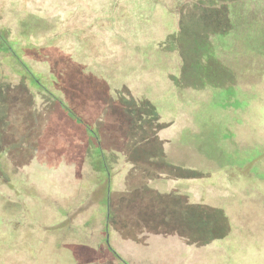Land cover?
I'll use <instances>...</instances> for the list:
<instances>
[{
  "label": "rangeland",
  "instance_id": "rangeland-1",
  "mask_svg": "<svg viewBox=\"0 0 264 264\" xmlns=\"http://www.w3.org/2000/svg\"><path fill=\"white\" fill-rule=\"evenodd\" d=\"M0 264H264V0H0Z\"/></svg>",
  "mask_w": 264,
  "mask_h": 264
},
{
  "label": "trees",
  "instance_id": "trees-1",
  "mask_svg": "<svg viewBox=\"0 0 264 264\" xmlns=\"http://www.w3.org/2000/svg\"><path fill=\"white\" fill-rule=\"evenodd\" d=\"M256 13H258V11H255ZM239 27V25H238ZM261 46V45H260ZM259 46V47H260ZM261 49V47H260ZM34 81L36 83H38L39 85H42V82L40 79L36 78L33 74H31ZM134 75V74H132ZM91 78H86L85 81H87L86 83H90L91 82ZM136 78V77H135ZM135 78H129L127 77L126 79H124V84L128 83V82H131L133 84L134 82V85L136 83V80ZM151 84L148 85L147 87V90L143 96L140 97L139 99V102L133 100L132 102H128L126 104H123L121 105L119 108H121L123 111L127 110L128 111V120H129V123H134L138 121H142L144 120L145 118H148L147 120L149 121L148 123H145L144 124H148L150 125L151 127L152 126H155V123L153 122V119H156V122L157 120L163 115V110H165L166 108L168 107H163L161 108L160 106V110H157V108L154 106L153 103L150 102V100L152 99V97L154 96L149 88H150ZM94 90V89H93ZM91 89V91H93ZM90 91V90H89ZM112 92V90H111ZM89 93V92H88ZM94 93V91H93ZM92 93V94H93ZM112 93H108V96H111ZM156 95V94H155ZM107 96V97H108ZM114 97V96H112ZM110 97V98H112ZM115 98H122V99H126L128 100V98L124 95H122V97H118L116 96ZM130 105V106H129ZM159 108V107H158ZM65 110L66 112L68 113L69 116H71L72 118H74L79 124L81 125H84V120L82 119V117L79 115V114H76L72 108L70 107H65ZM171 110V108H170ZM126 112V111H125ZM147 113V114H146ZM146 114V115H145ZM153 115L156 117H153ZM127 120V118H126ZM137 123V124H138ZM140 124V123H139ZM157 127V126H156ZM159 129V128H158ZM129 130V131H128ZM127 131L125 130L124 132H122V136L123 138L127 139V140H133V141H137L138 140V136H140L141 134H144L145 132V129H142V130H131L130 128L128 129ZM89 132L91 133V135L95 138V140H97V143H96V148H95V154H94V158H95V162L97 164H99V166L101 167L102 171H104L106 174H108V176L110 177L111 179V171H110V168H109V164H108V161H107V156L105 155L104 153V147L102 145V142L100 141L99 139V132L94 128V127H90L89 128ZM133 144V143H132ZM244 162H240V164H243Z\"/></svg>",
  "mask_w": 264,
  "mask_h": 264
},
{
  "label": "crops",
  "instance_id": "crops-1",
  "mask_svg": "<svg viewBox=\"0 0 264 264\" xmlns=\"http://www.w3.org/2000/svg\"><path fill=\"white\" fill-rule=\"evenodd\" d=\"M122 136V135H121ZM121 138H123V136L122 137H119L117 140H120ZM118 152H119V150H118ZM117 155H118V153H117ZM108 191H110V189H108ZM75 193H76V190H75ZM77 194V193H76ZM108 196H109V193H108ZM72 197V196H71ZM70 197V198H71ZM77 198L78 197H75V199L74 200H72V199H70V201H69V203L70 204H72L73 205V209L75 208V209H77V203H78V200H77ZM85 200H88V198H85ZM108 201H109V197H108ZM87 202V201H86ZM87 207H88V204H87ZM71 210V209H70ZM77 211H78V209H77ZM73 213H75V211H73ZM109 215H110V213H109V211H108V219H109ZM61 218L64 220V218H67V216H65V215H63V216H59V220H57L58 221V224L60 223V221H61ZM69 218H71L72 219V222L75 220V218L76 217H74V215H71V217H69ZM76 221V220H75ZM86 221V220H85ZM63 222V221H62ZM72 225V224H71ZM76 225V224H75ZM28 226V225H27ZM74 227V226H73ZM16 232V231H15ZM17 233V232H16ZM20 233H22V231H20ZM17 234H19V233H17ZM35 239H37V238H35ZM26 245V244H25Z\"/></svg>",
  "mask_w": 264,
  "mask_h": 264
},
{
  "label": "flooded vegetation",
  "instance_id": "flooded-vegetation-1",
  "mask_svg": "<svg viewBox=\"0 0 264 264\" xmlns=\"http://www.w3.org/2000/svg\"><path fill=\"white\" fill-rule=\"evenodd\" d=\"M31 222H32V221H31ZM31 222H30V220L28 219V222H27V223H24V225H28V224H32V225H34V223H33V222L31 223ZM15 224L20 225V228H18V230L20 231V230H21V226H22V224H20V223H18V222H16ZM29 226H30V225H29ZM34 226H35V225H34ZM13 228H14L15 231H18V230L16 229V227L13 226ZM22 229H23V228H22ZM34 231H35V230H34ZM106 240H107V243H109V245H110L109 233L107 234V239H106Z\"/></svg>",
  "mask_w": 264,
  "mask_h": 264
}]
</instances>
